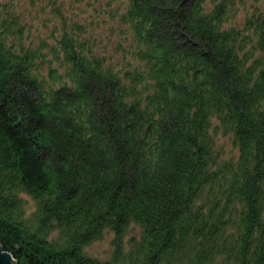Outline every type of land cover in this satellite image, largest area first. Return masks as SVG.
Listing matches in <instances>:
<instances>
[{"label":"trees","instance_id":"16d2710c","mask_svg":"<svg viewBox=\"0 0 264 264\" xmlns=\"http://www.w3.org/2000/svg\"><path fill=\"white\" fill-rule=\"evenodd\" d=\"M0 246L264 264V0H0Z\"/></svg>","mask_w":264,"mask_h":264},{"label":"rangeland","instance_id":"374dc122","mask_svg":"<svg viewBox=\"0 0 264 264\" xmlns=\"http://www.w3.org/2000/svg\"><path fill=\"white\" fill-rule=\"evenodd\" d=\"M45 1L47 2L49 0H45ZM81 7L85 8L84 5H81ZM85 10H86V8H85ZM243 21H244V15L242 14L239 18L240 24H242ZM101 35H102L101 42H100L101 48L105 49V46H107V45H108V47L110 46V49L107 47V49H105V51L111 50V47L113 46V45H111V43L112 42L116 43L117 40L119 39V35L116 34L115 36L112 37V40H110L109 39L110 33L106 30L103 32L101 31ZM113 240H114V235L112 233H109V232L106 233L104 238L101 241L95 243L92 246V248L90 249V253L99 259H107L113 250V245H112ZM11 264H15V263L13 261H11Z\"/></svg>","mask_w":264,"mask_h":264},{"label":"water","instance_id":"95a60500","mask_svg":"<svg viewBox=\"0 0 264 264\" xmlns=\"http://www.w3.org/2000/svg\"><path fill=\"white\" fill-rule=\"evenodd\" d=\"M11 261H13L12 256L4 252V250L0 246V264H11Z\"/></svg>","mask_w":264,"mask_h":264}]
</instances>
